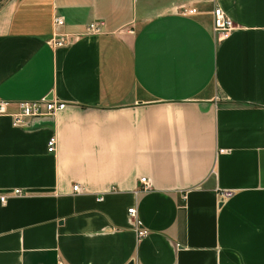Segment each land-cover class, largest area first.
Segmentation results:
<instances>
[{
	"label": "crops",
	"instance_id": "obj_1",
	"mask_svg": "<svg viewBox=\"0 0 264 264\" xmlns=\"http://www.w3.org/2000/svg\"><path fill=\"white\" fill-rule=\"evenodd\" d=\"M44 99L0 115V264H264V0H0V101Z\"/></svg>",
	"mask_w": 264,
	"mask_h": 264
},
{
	"label": "built area",
	"instance_id": "obj_2",
	"mask_svg": "<svg viewBox=\"0 0 264 264\" xmlns=\"http://www.w3.org/2000/svg\"><path fill=\"white\" fill-rule=\"evenodd\" d=\"M185 14H192L193 9H185L182 6L180 7ZM52 25L54 28L60 27L63 25V20L61 17L54 16L52 20ZM234 29L232 21L226 16V14L217 6L213 7L211 10V32L216 41H222L228 37L230 32ZM86 31L91 34L98 33V24L90 23L86 27ZM64 35L53 33V37L50 40V44L54 46L64 45ZM9 103L5 101H0V115H7L11 120V124L14 127H19L25 124L26 120L42 116L45 114H53L57 111H61L65 108V104L62 102H55L49 99L38 100V101H17L14 103L15 111L10 113L7 110ZM54 138L51 137L46 142V152L51 153L54 151ZM139 183L141 184L140 190L136 192H145L149 189L148 181L145 177L139 178ZM72 193L80 192L78 185L71 186ZM22 193L19 189L11 190L12 196H20ZM220 197L223 199L229 198L232 195L230 191H222L219 193ZM6 196H0V202L5 201ZM100 200V198H98ZM127 214L129 217L133 218L135 216V210L133 208L127 209ZM145 235V231L138 229L136 236L137 238ZM128 264H135L132 260Z\"/></svg>",
	"mask_w": 264,
	"mask_h": 264
},
{
	"label": "rangeland",
	"instance_id": "obj_3",
	"mask_svg": "<svg viewBox=\"0 0 264 264\" xmlns=\"http://www.w3.org/2000/svg\"><path fill=\"white\" fill-rule=\"evenodd\" d=\"M139 9V8H138ZM136 10H137V6H136Z\"/></svg>",
	"mask_w": 264,
	"mask_h": 264
}]
</instances>
